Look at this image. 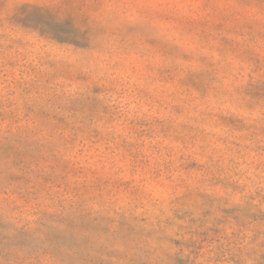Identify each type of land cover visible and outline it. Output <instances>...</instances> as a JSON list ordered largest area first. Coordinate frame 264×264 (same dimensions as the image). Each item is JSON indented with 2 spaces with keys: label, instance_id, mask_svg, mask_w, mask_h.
Listing matches in <instances>:
<instances>
[{
  "label": "rangeland",
  "instance_id": "rangeland-1",
  "mask_svg": "<svg viewBox=\"0 0 264 264\" xmlns=\"http://www.w3.org/2000/svg\"><path fill=\"white\" fill-rule=\"evenodd\" d=\"M0 264H264V0H0Z\"/></svg>",
  "mask_w": 264,
  "mask_h": 264
}]
</instances>
